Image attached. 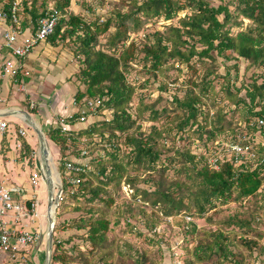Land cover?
Returning a JSON list of instances; mask_svg holds the SVG:
<instances>
[{
	"label": "trees",
	"instance_id": "obj_1",
	"mask_svg": "<svg viewBox=\"0 0 264 264\" xmlns=\"http://www.w3.org/2000/svg\"><path fill=\"white\" fill-rule=\"evenodd\" d=\"M126 1L102 22L75 14L67 8L69 0H55L53 6L47 0L40 6L38 0L20 3L24 21L30 17L34 28L44 17H58L47 41L55 46L74 43L75 55L83 56L78 79L85 88L78 89L76 100L84 106L89 99H99L98 115L111 114L79 131L64 132L53 125L43 129L61 151L62 194L56 216L68 209L81 214L71 217L70 226L83 230L78 237L88 241L86 249L76 245L75 254L67 253L64 240L54 235L60 229L57 221L51 264H162L160 244L153 251L135 248L128 240L120 243L123 235L117 230L123 218L124 232L133 230L136 220L145 232L153 231V237L146 235L150 244L158 242L154 236L159 225H179L185 249L182 264H253L257 258L264 263V142H256L257 134L264 138V0ZM14 2L0 0L5 8ZM160 17L171 23L145 32L142 46L129 40L147 20ZM101 33L106 34L104 42ZM138 53L144 54L145 72L153 77L167 64L179 72L186 65L183 95L175 94L163 107H157L159 99L146 103L141 95L132 110L134 94L151 83V75L137 85L129 79L137 70L132 61ZM241 59L247 61L246 69L259 72L238 87L231 71L239 70ZM230 61L234 63L227 65L225 75H219L218 67ZM167 85L159 88L164 91ZM146 110L150 114L145 117ZM78 118L77 112L69 122ZM143 120L151 122L146 129ZM226 132L234 143L251 144L255 158H222L219 167H213L208 155ZM246 135L250 137L243 139ZM95 136L99 142H93ZM196 139L206 150H193ZM98 149L104 154L83 171L67 174L65 160L77 159L81 150L88 155ZM71 177L80 182L73 184ZM123 186L129 187V198L122 195ZM234 203L235 210L218 218L211 215L210 210L218 213L223 205L230 208ZM194 218L206 219L211 226H198ZM135 231L144 234L143 229Z\"/></svg>",
	"mask_w": 264,
	"mask_h": 264
},
{
	"label": "rangeland",
	"instance_id": "obj_2",
	"mask_svg": "<svg viewBox=\"0 0 264 264\" xmlns=\"http://www.w3.org/2000/svg\"><path fill=\"white\" fill-rule=\"evenodd\" d=\"M41 1L43 0H38L37 6L41 5ZM49 5L53 6L55 5V0H47ZM61 2H65L66 0H59ZM69 5L67 6L68 9L72 10L75 14H82L84 15V17H86L89 20L92 19H96L97 17L100 18L99 21L102 22L105 17L109 16V12L110 10H112L113 8L118 7V5L127 2L126 0H69ZM22 1H20L21 3ZM220 2L219 0H215L214 3H218ZM28 4L30 5L31 2L29 1ZM21 5V4H20ZM91 6L92 9H89L88 6ZM23 6V5H21ZM124 9H126V7H124ZM184 12H181L180 15H183ZM177 21V18L174 20ZM165 23H171V21H166L164 20L163 17L160 18H154V19H149L145 22L144 24V28L142 30H140L138 32V34H132L130 39H135L137 41V44L139 46H142L143 43L146 41L144 34L145 32H154L158 29H163L165 26ZM106 34L101 33L99 36L100 41L104 42L106 41ZM69 46H67V49H63L61 46H59L60 50L58 49H52L50 58L49 55H46V58L48 60L47 65L50 67V64H54V66H57V69H59V67L63 66V64L65 63L66 66H63L65 68H70L71 69V79L74 80V83L77 81V79L79 78L78 75L81 74V68L84 67L83 65L80 66V59H83V56H77L75 55V47L76 45L74 43H70L68 44ZM97 48H99V46L97 45ZM65 51V52H64ZM64 53V54H63ZM215 53V52H214ZM66 55V56H65ZM138 58L137 60L132 61V65L137 68V70H133L131 71V73L129 74V79L130 81H132L134 84H138L141 81H143L146 77H148L149 75H151L150 79H151V83L143 89H138L136 94H134L133 100L131 102L132 105V110H136L137 108V104L139 103L140 97L141 95L144 96L145 98V102L146 103H151L156 101L157 99H159V101L157 102V107H163V106H168L169 102L171 101V99L173 98V96L175 94L178 95H183L184 91L180 88V85L182 86V84L184 83L185 77L186 76V72H188V68L186 67V65H182V69L179 72V70H177L174 67H171L170 64H167L164 66L163 70H160L157 72V75L155 77H153V73H146L145 72V61L143 60V53H138ZM53 58V59H52ZM46 63V62H45ZM234 63V61H230L227 62V64L222 63L221 66L218 67L217 71L219 73V75H225L226 72V67L227 65ZM72 64V65H71ZM148 68L150 66V63H148ZM247 66V61L244 59H241V61L239 62V70H234L232 69L231 71V78L236 80V85L238 87H240L243 82L247 83L248 81L251 80L252 75L255 72H259V70H257L254 67H249L246 69ZM47 68V67H46ZM62 68H60L61 70ZM200 71V70H199ZM189 74H191L189 72ZM237 75V77H236ZM175 78H178V80L175 82ZM221 83L224 81V78L221 77L220 78ZM70 83V82H69ZM68 83V84H69ZM164 83H168L167 85V89H165L164 91H161V89L159 88L160 85L164 84ZM76 84V83H75ZM216 85V89L219 90L221 87V84L218 83V80H216L215 82ZM81 89L85 88V85L82 84V86L80 87ZM181 89V90H180ZM47 92V91H46ZM245 93V90L242 89L241 90V95H243ZM161 95V98H159ZM67 100L69 98V95H65L64 96ZM16 100L18 101V98H16ZM11 104V103H10ZM9 104V105H10ZM18 107V106H17ZM18 108L21 109H29V107L27 105H25L24 103H21L19 105ZM214 112V110L211 111V113ZM149 110H146V113L144 114V116L146 117L147 115H149ZM106 116V117H105ZM135 116V115H134ZM33 117L38 120V124L40 127H43V129L47 130V127L52 123L51 121H47L46 123L43 121V118H39L36 115H33ZM103 117H105L106 119H109L111 117L110 113L104 114V115H94L92 117H89V120L85 121L84 123H78V124H74L71 126V128L75 131H79L80 129H82L83 127H85L86 125H88L91 121H95V120H100ZM53 124H55V122L53 121ZM151 125L150 121H145L143 120V127L146 129L148 126ZM244 125V124H243ZM56 126V124H55ZM31 128V127H30ZM32 130V129H31ZM32 132L34 133V131L32 130ZM29 135H31L30 133H27L26 136L28 137ZM241 134H238L237 137H240ZM32 136V141L34 143V147H36V149L38 150L39 148V139L38 136L36 134L31 135ZM232 137V134H230L229 132H226L225 134L220 135L217 138V141L214 142V144H218L217 147H213L214 150H212L210 152V154L208 155L209 161L210 163L213 164V167L218 168L219 167V160H221L222 158H230L231 157V152L228 150V147L230 146L231 143H233L230 139ZM250 136L246 135L243 137V139H248ZM84 140V138H83ZM50 142L49 145H51V149H50V153H49V159H51L50 161V165L54 174V185H55V191L53 193V200H55L56 202L53 203V207H51V212L54 213V210L56 208V206H58V202L61 199V194H62V180H61V176H60V171H59V161H60V156H61V151L59 149L56 150L55 146H53L52 142L50 140H48ZM100 138L98 136H95L93 139V142H99ZM256 142H264V138L263 136L259 133L257 134V138H256ZM202 142L198 141V139H196L195 143L192 145L193 150L198 149V150H206L204 146H202L201 144ZM84 144V143H83ZM83 144L81 145V147H83ZM209 147L212 145L211 142H209ZM250 146H252L251 144H249ZM122 147H124V149L126 150V152H128L130 150V147L126 148L125 145H123ZM59 148V147H58ZM84 148V147H83ZM253 148V146H252ZM57 154H56V152ZM83 151V150H81ZM90 152V151H89ZM122 153V152H121ZM98 154H104V151L101 149L96 150L93 153H89L88 156L86 157V162L87 165H90V163L92 162V159L94 157H96ZM40 158V156H39ZM38 158V159H39ZM73 160H75L76 158H71ZM81 159V152H80V157L77 160ZM93 163V162H92ZM54 164V165H53ZM53 165V166H52ZM14 167L13 170H15L12 173V180H15L16 178V168L18 166L13 165ZM27 172V173H26ZM22 170V177H28L30 176L32 173L30 170L27 171ZM169 173H172V169H169ZM42 177L39 178V183L35 186L36 189L38 190H43L45 187V204L46 205V210L44 211L43 208H41L40 211V216L39 218H41L42 221H44V235L43 239L46 242L47 240V235H48V229H49V220H48V215L47 213H45V217H41L44 212H49V208L50 206H48V194H47V183L44 180V174L42 173ZM58 177V178H57ZM44 181V183H43ZM28 182V181H27ZM44 185V186H43ZM140 186H145L144 184H140ZM147 187V186H146ZM47 191V192H46ZM60 193V194H59ZM122 195L123 196H128V198L131 196L130 194V189L127 186H123L122 188ZM70 202V201H69ZM57 204V205H56ZM217 207H220V205L217 204ZM237 208V205L234 203L233 206H231L230 208H227V205H223V207H221L220 212L216 213L212 209L210 210L211 215L213 216V218H218L221 217L223 214L228 213L229 211H233ZM57 209V208H56ZM55 215H57V210L55 212ZM81 215L79 213H74L72 212L70 209H68L65 213H62L61 216H55V223L58 221V226L60 227V229L58 230V232H56L54 234V228H53V234L57 235L60 239L64 240V248L66 251H68L67 253L70 254H75V249L74 246H79L81 249H86L88 246V241L85 242L82 240V238H79L78 235H81L83 230H77L75 228H72L70 226V222L69 220L71 219V217L73 216H78ZM264 216V215H263ZM187 220H191V217H186ZM197 225L198 226H206V227H210L211 225L209 224V222L206 219L203 218H194ZM263 221V220H262ZM32 222L31 219L27 220V224H30ZM125 219L123 218L121 221V229L117 230L118 234L123 235L122 238L120 239V243H123L125 240H128L131 244L135 245V248H138L140 250H142L143 246H146L148 248H153V251L156 250L158 244L161 245L162 247V264H182L183 263V256L185 255V249L182 247L183 242H182V233H180V226L179 225H171V223L167 222V223H163L161 225H159L156 228V235L154 236L155 239L158 241L157 244H150V240L147 238L146 235H148L149 237H153V231H148L145 232L146 230L143 228V224L142 222L136 220L133 223L134 229H128L125 230V232L123 231V229L126 228L125 225ZM264 222V221H263ZM56 225V224H55ZM54 225V226H55ZM262 225H264V223H262ZM30 227L36 231V227L31 224ZM135 227H137V229H143L144 230V234H139L137 231H135ZM264 227V226H263ZM69 240V241H68ZM38 241V240H37ZM37 243V242H36ZM36 245H34L33 247H35ZM31 248L30 250V258L32 261H34L35 257L39 254V252L37 251V249L34 250V248ZM55 248L54 242H53V247L52 249ZM40 256V254H39ZM45 256H41V260L42 264H44V260H45ZM259 258L256 259V261L253 264H264L261 263L260 260H258ZM264 262V260H262ZM70 264H78V262L76 263H70Z\"/></svg>",
	"mask_w": 264,
	"mask_h": 264
},
{
	"label": "crops",
	"instance_id": "obj_3",
	"mask_svg": "<svg viewBox=\"0 0 264 264\" xmlns=\"http://www.w3.org/2000/svg\"><path fill=\"white\" fill-rule=\"evenodd\" d=\"M21 9H23L22 6ZM22 16V27L30 29L34 32L35 30L33 28V24L29 25L32 23L31 18L27 17L28 19L24 21L26 16L23 11ZM30 30H26L27 35L33 33ZM59 46H61L63 49H67V46H63L62 44L55 46L47 40L39 43L38 46L35 47L31 54L25 59V62L30 70V75L23 77L22 75H18L15 78L5 77L0 83L4 93L2 95V102L0 103V119H6L9 121L8 132L4 133L3 135L0 134V178L5 182V184H7V186H12L18 189L17 197L23 200L29 207L33 202L36 201V199L38 203L36 207L37 214L26 217L23 221L27 223L28 219L32 220L30 224H27V227L34 233H37L38 241H36L37 243L34 242L27 247V250H25L27 259L25 262L22 261L21 264H42V261H40L41 256L42 258L45 255L47 257L48 246V235L46 242L43 239V236H45L44 221L39 218V210L43 208L45 211L47 205L45 204L46 202L44 200L45 187L42 191L38 190L35 188V186L39 183V180L37 184H33L31 181L32 174L35 171L43 173L41 143L36 130L32 127L30 122L40 127L38 120L33 117V115H36L38 119L43 118L45 123L46 120H52V123L50 124L52 125L53 121L55 122V120H58V116H67L68 114L74 113L75 109H82L84 107L81 106L77 100L74 102V98L76 99L75 95L78 89H81L80 87L82 84L79 79H77L75 82L76 84L74 83V80L71 79V69L63 67L66 66L65 63L63 66L59 67V69H57V66L55 67L54 64L51 63H49L50 67L46 66L48 62L46 55H49L50 58V51L54 48L58 49ZM58 50H60V48ZM5 54H8V52L5 51ZM60 68L62 69L60 70ZM67 94L69 95L68 100L64 97ZM16 98H18V101ZM21 103L27 105L29 109L18 108ZM21 127L24 128L27 133H30L31 135L36 134L38 136V150L36 147H34L31 135L27 137L26 135L22 136L19 134ZM40 128L46 136L47 141L50 140L53 146H55V149L59 151L60 148H58L55 142L47 137L43 127ZM31 129L34 131V133ZM48 143L50 144L49 141ZM49 147L51 149V145H49ZM13 165L18 166L16 168L15 180H12V173L15 171L12 168L14 167ZM22 170L25 172L30 170L32 174L28 177H22ZM42 173L41 176H43ZM47 202L49 206V199H47ZM44 211L41 217H45V213L48 215V210L47 212ZM2 219L12 222L14 221V215L11 212L5 217H2ZM15 223L17 226L21 224L20 221ZM31 224L36 227V231L30 227ZM34 245L36 246L33 247ZM32 247L34 250L37 249L40 254V256L38 254L35 257L34 261L31 259L29 260L30 250ZM1 260L2 257L0 256V262Z\"/></svg>",
	"mask_w": 264,
	"mask_h": 264
},
{
	"label": "built area",
	"instance_id": "obj_4",
	"mask_svg": "<svg viewBox=\"0 0 264 264\" xmlns=\"http://www.w3.org/2000/svg\"><path fill=\"white\" fill-rule=\"evenodd\" d=\"M23 7V6H22ZM22 9L20 1H15L8 8L4 7V4H0V83L5 77L15 78L18 75L29 76L30 70L25 62L33 49L38 46L39 43L48 40V38L55 32L58 17H44L42 18L37 27L34 28V32L30 29L22 27ZM26 30H30L33 33L26 34ZM5 51L8 54H5ZM3 88L0 84V103L2 102ZM74 98V102H75ZM101 101L99 99H89L81 109V115L79 117L80 122L87 119V112L91 111L93 114L98 113L99 105ZM74 111H78L75 109ZM73 117V113L67 116H58L57 123L63 131L70 129L68 119ZM263 122V121H261ZM9 121L6 119H0V134L8 132ZM19 134L25 136L27 131L21 127ZM231 152V157L234 156L237 160L244 158H255L252 146L249 144L231 143L228 147ZM87 151L84 150L81 153L80 160H65L64 165L67 174L73 172L83 171L86 162ZM42 172L35 171L32 174L31 181L33 184H37ZM70 181L73 184H78L79 179L71 177ZM17 191L15 187L7 186L0 178V256L2 260L0 264H21L27 259L25 250L27 247L36 242L38 235L27 227V223L23 222L26 217L37 214V199L29 207L25 202L17 197ZM61 197V196H60ZM13 213L14 221H6L2 219L6 215ZM20 221L19 226L15 222Z\"/></svg>",
	"mask_w": 264,
	"mask_h": 264
},
{
	"label": "water",
	"instance_id": "obj_5",
	"mask_svg": "<svg viewBox=\"0 0 264 264\" xmlns=\"http://www.w3.org/2000/svg\"><path fill=\"white\" fill-rule=\"evenodd\" d=\"M32 127L36 130L41 143V156H42V168L44 173V180L47 182V193H48V199H49V212H48V219H49V229H48V246H47V257L44 264H51V256H52V247H53V228L55 225V212L56 208L54 210V213L51 212V207H53V203L56 201L53 200V193L55 191V185H54V175L53 171L50 165L51 159H49V153H50V147L49 143L46 139V136L44 135L42 129L38 127L37 125H34L32 122H30ZM60 194V193H59ZM58 204V203H57ZM56 204V205H57Z\"/></svg>",
	"mask_w": 264,
	"mask_h": 264
},
{
	"label": "clouds",
	"instance_id": "obj_6",
	"mask_svg": "<svg viewBox=\"0 0 264 264\" xmlns=\"http://www.w3.org/2000/svg\"><path fill=\"white\" fill-rule=\"evenodd\" d=\"M79 113V117H80V115H81V109H78V111H74V113H73V115H75L76 113ZM88 113H90V114H88ZM87 119L85 120V121H87V120H89V117H92V116H94V115H98V113L97 114H93V112H91V111H88L87 113ZM69 120H71V118L70 119H68L67 120V122L69 123V126H70V129L69 130H73L72 128H71V126L72 125H74V124H78V123H84L85 121H83V122H80V120H79V118H78V120L76 121V123H70L69 122ZM55 124H56V126H55ZM55 124H52L53 125V127L54 128H61L59 125H58V123H57V121L55 120ZM62 130V129H61ZM69 130H67V131H69ZM63 131V130H62ZM65 132V131H64ZM84 151V150H83ZM82 153V152H81ZM88 156V155H87ZM80 157V156H79ZM69 160V159H68ZM59 203V202H58Z\"/></svg>",
	"mask_w": 264,
	"mask_h": 264
},
{
	"label": "bare ground",
	"instance_id": "obj_7",
	"mask_svg": "<svg viewBox=\"0 0 264 264\" xmlns=\"http://www.w3.org/2000/svg\"><path fill=\"white\" fill-rule=\"evenodd\" d=\"M53 165H54V164H53ZM53 165H52V166H53ZM53 175H54V174H53ZM57 178H58V177H57ZM53 179H54V178H53ZM45 182H46V181H45ZM46 183H47V182H46Z\"/></svg>",
	"mask_w": 264,
	"mask_h": 264
}]
</instances>
